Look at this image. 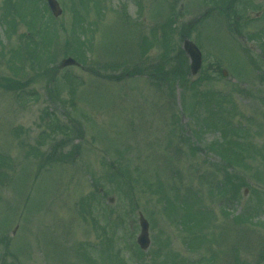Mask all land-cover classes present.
Returning a JSON list of instances; mask_svg holds the SVG:
<instances>
[{"label":"rangeland","instance_id":"374dc122","mask_svg":"<svg viewBox=\"0 0 264 264\" xmlns=\"http://www.w3.org/2000/svg\"><path fill=\"white\" fill-rule=\"evenodd\" d=\"M42 1L0 0V264H264V0ZM20 2L56 40L39 70Z\"/></svg>","mask_w":264,"mask_h":264},{"label":"trees","instance_id":"16d2710c","mask_svg":"<svg viewBox=\"0 0 264 264\" xmlns=\"http://www.w3.org/2000/svg\"><path fill=\"white\" fill-rule=\"evenodd\" d=\"M12 3H11V5L13 6L14 10H17V13H19V15H17L18 16V22H22L23 25L25 24L26 27L29 26V28H27V32H26V33H29V35H24V33H22L21 38H20V40H24L25 50H24V48H22L21 51L19 50L18 54L19 55L22 54V57L24 60H25V55H27L29 60L36 66L35 70H39L41 64L45 61V56H46L45 54L47 51V46L48 45L53 46L54 43L52 41H56V40H52V39L51 40L45 39L43 36V35H46L48 37V36H50V35H48L49 31L51 32V34L53 32V30L50 29V28H52V27H50L51 23H49L50 19H48V18L46 19V17H47L46 16L45 18H43L40 21L37 17L31 16L32 13L29 10H26V12L23 11V9H22L23 5H24L23 2L16 3L14 5ZM21 11H23V12H21ZM46 21H47V23H46ZM8 23H9V27L11 26L12 29L14 30L13 21H9ZM37 29H38V31H37ZM34 32L36 33L38 38L34 37L31 39L30 35L33 34ZM80 36H79V30H78L77 35L74 37L75 39L73 40V41H75V45L71 48H68L69 53H73L77 57H79V55H80V47H76V45L79 43L78 44V46H79L82 43V39ZM54 48H55V46H53V49ZM17 57H19V56L17 55ZM46 60H51V62H53L54 58H52V59L48 58ZM183 69L185 70L186 68H183ZM112 78H114V76H112ZM202 78H206V77L203 76ZM186 80H187L186 78L182 80V85H183V87H185V89H186V86H185ZM164 81L169 82V81H166L165 79H164ZM197 88L198 87L195 83L191 84V86L188 88V89L192 90V97H196V95L198 94ZM209 94L211 95L210 92H209ZM203 95L205 97L207 96L206 93H203ZM198 102H200V101H198ZM195 121H196L195 125H197L198 124L197 118ZM212 125H214L215 128L218 126L217 123H211L210 126H208V127L214 128V126H212ZM228 127H229L228 129L230 130L229 124H228ZM217 143H218L219 148L215 149L214 151L219 156V158L224 162L223 167H225V165H231V164H234L236 162L237 163L241 162L243 156L241 155L242 148H241L240 143H238L234 139H230V138L227 139L224 137L221 138L220 142L217 141ZM122 176H123V174H121L120 177H122ZM226 176H228V174H226Z\"/></svg>","mask_w":264,"mask_h":264},{"label":"water","instance_id":"95a60500","mask_svg":"<svg viewBox=\"0 0 264 264\" xmlns=\"http://www.w3.org/2000/svg\"><path fill=\"white\" fill-rule=\"evenodd\" d=\"M46 1L52 14L54 16L60 15L61 9L57 1L56 0H46ZM183 49L186 52L190 61V71L192 74H195L199 70L201 65V53L198 50V48L188 40H184ZM75 64H77L76 61L73 58L68 57L66 59H62L59 66L64 67L67 65H75ZM139 221H140L139 223L141 230L139 236L137 237V242L141 246V248L146 249L149 242L148 224L142 215H140Z\"/></svg>","mask_w":264,"mask_h":264}]
</instances>
